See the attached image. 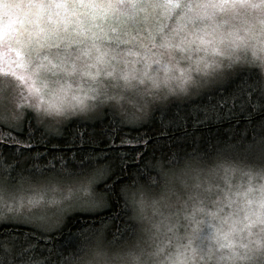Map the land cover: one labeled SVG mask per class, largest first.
Wrapping results in <instances>:
<instances>
[{
	"label": "snow or ice",
	"instance_id": "snow-or-ice-1",
	"mask_svg": "<svg viewBox=\"0 0 264 264\" xmlns=\"http://www.w3.org/2000/svg\"><path fill=\"white\" fill-rule=\"evenodd\" d=\"M133 33H144L137 51L122 52ZM0 47L9 53L0 76L20 110L0 113V127L17 133L0 140V152L13 150L0 159V264H81V255L54 251L48 234L70 227L73 213L109 211L118 219L129 204L137 224L112 240L80 229L73 234L79 252L113 249L122 253L119 264H264V124L251 140L227 147L194 143L154 156V164L136 165L131 183L124 153L105 166L103 155L49 157L31 143L41 123L65 143H76L75 128L99 125L106 143L129 146L143 161L137 149L150 140L119 135L123 126L156 120L167 135L173 119L197 127L232 114L240 101L251 122L264 114V0H0ZM130 56L143 68L129 69ZM69 125L71 141L62 135ZM79 142L83 152V133ZM74 177L101 184L103 194L85 188L58 197Z\"/></svg>",
	"mask_w": 264,
	"mask_h": 264
},
{
	"label": "trees",
	"instance_id": "trees-1",
	"mask_svg": "<svg viewBox=\"0 0 264 264\" xmlns=\"http://www.w3.org/2000/svg\"><path fill=\"white\" fill-rule=\"evenodd\" d=\"M257 78V72H249V83H253ZM252 100L255 101L256 96L252 95ZM247 99V96H245ZM231 103V101H230ZM243 101L237 104L233 109L232 114L225 116L221 114L220 119L213 117L212 120L205 124L193 127L191 118L187 121V127L185 128L183 122L173 119L171 126L167 129V135L162 134V129L156 120L151 123L143 124L139 127L123 126L119 130V135H127L129 137H143L150 140V143L145 147L141 146L137 150L144 153L143 161L136 155V150L129 148V146H122L117 148L115 145L106 143L107 136L99 125H89L87 129L84 127L75 128L76 143H65L64 140H57L56 136L60 135L56 131H51L42 124L35 130V135L31 139V143L36 145L35 151L44 152L47 151L49 157L52 155H68L71 154L69 150H76L77 155L80 156L84 153L89 155L98 156L103 155L107 157L106 161H101L100 164L105 166L108 163H119V157L121 153L127 155V163L129 177L128 182L131 183V177L137 175V164L141 169L144 168V163L154 164L153 157H160L161 155H168L172 152L183 153L185 150H190L194 143H198L201 148L211 144H219L222 147H227L229 144H235L243 137L246 140H251L256 131L260 130L262 124H264V114H256L251 118V122L247 119L250 114L248 105L240 106ZM181 115H184L182 112ZM172 118L171 111L165 117V121L168 122ZM109 121H105V128L108 127ZM179 124L177 127L176 125ZM74 125H69L64 130L62 135L69 141L72 140ZM119 128V126H118ZM11 128L0 127V140H4L7 136H16V131H10ZM79 133H83L85 144L83 145V152L79 142ZM43 134V135H42ZM116 135V133H112ZM95 143H92V140ZM9 144L11 140L7 141ZM119 144L118 139L116 145ZM55 145V146H54ZM113 149V150H110ZM13 154V150L3 149L0 152V159H10ZM34 154V153H33ZM99 166V164H98ZM78 182L77 178L68 180L65 184H71ZM97 195L103 194L102 185L97 183L94 187ZM135 215L133 207L129 204V207L122 209L118 219H113V213L109 211L100 212L96 214H72L69 220L70 227H62L59 231L55 230L48 234L50 239V247H53L54 251L58 248L67 256L69 253L83 255V252H79L80 237L73 235L80 229L90 228L92 231L102 230L107 240H112L113 234L119 235L120 231L127 232L128 226L137 224V221L130 219ZM104 222V225L101 222ZM21 231L30 232L26 228H21ZM45 255L47 251L45 250Z\"/></svg>",
	"mask_w": 264,
	"mask_h": 264
},
{
	"label": "rangeland",
	"instance_id": "rangeland-1",
	"mask_svg": "<svg viewBox=\"0 0 264 264\" xmlns=\"http://www.w3.org/2000/svg\"><path fill=\"white\" fill-rule=\"evenodd\" d=\"M254 10L249 9L248 10V16L246 17V19L249 20L250 23H252V15H253ZM232 23L234 25H236L237 27L241 26V19L238 18L234 21H232ZM108 25H105V30H107ZM173 27H175V25H173ZM133 36H136L135 40H132L129 42L128 45L124 46L122 49V52H128V51H132L135 52L137 51V48L139 47L138 41L141 39V37L144 36V33H140L138 36L133 33ZM146 43V42H145ZM107 51V49H105ZM141 55H144L143 51H141ZM9 56V53H7V51L0 47V58H4V62H7V58ZM14 57V54H13ZM248 57L249 59H251V52L248 53ZM158 57H150L148 62L151 63L152 59H156ZM128 59L131 61V63L129 64V69L132 68H138V69H142L143 68V64H137L135 63V61L137 60L136 56H130L128 57ZM259 62H257L258 65ZM19 103L15 93L13 91H9L8 89V83H7V79L0 76V113H6L8 115H14V109L16 111H20L19 109H16V105ZM127 103L129 105V108L132 109V111H134V105L136 104V98L135 96L129 95L127 97ZM21 117L23 116V113L21 112ZM0 119H2V117H0ZM42 124V123H41ZM43 126H45L46 128H48L51 131H56L55 129L42 124ZM8 128H11V125L8 126ZM240 183H244L243 180L239 181ZM259 181H255L254 182V186L258 185ZM96 186V184L93 185H87V184H80L79 182L76 183H71V184H65L64 185V189L62 190V192H60L58 194L59 196H63V197H76V196H81L84 194V189L87 188L88 191L94 195H97L94 187ZM258 195V194H257ZM55 231V229L53 230Z\"/></svg>",
	"mask_w": 264,
	"mask_h": 264
},
{
	"label": "clouds",
	"instance_id": "clouds-1",
	"mask_svg": "<svg viewBox=\"0 0 264 264\" xmlns=\"http://www.w3.org/2000/svg\"><path fill=\"white\" fill-rule=\"evenodd\" d=\"M122 253L104 247H88L82 255L81 264H119Z\"/></svg>",
	"mask_w": 264,
	"mask_h": 264
},
{
	"label": "bare ground",
	"instance_id": "bare-ground-1",
	"mask_svg": "<svg viewBox=\"0 0 264 264\" xmlns=\"http://www.w3.org/2000/svg\"><path fill=\"white\" fill-rule=\"evenodd\" d=\"M73 214H76V213H73ZM72 215V214H71Z\"/></svg>",
	"mask_w": 264,
	"mask_h": 264
}]
</instances>
